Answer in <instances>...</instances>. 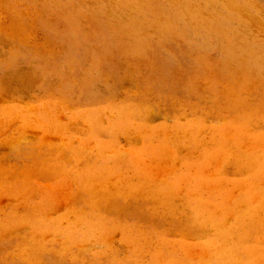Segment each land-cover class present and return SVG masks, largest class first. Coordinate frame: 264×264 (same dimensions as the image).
I'll return each mask as SVG.
<instances>
[{
    "label": "rangeland",
    "instance_id": "1",
    "mask_svg": "<svg viewBox=\"0 0 264 264\" xmlns=\"http://www.w3.org/2000/svg\"><path fill=\"white\" fill-rule=\"evenodd\" d=\"M0 264H264V0H0Z\"/></svg>",
    "mask_w": 264,
    "mask_h": 264
}]
</instances>
